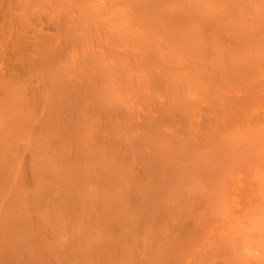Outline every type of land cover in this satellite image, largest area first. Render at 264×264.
I'll use <instances>...</instances> for the list:
<instances>
[{
	"label": "bare ground",
	"instance_id": "bare-ground-1",
	"mask_svg": "<svg viewBox=\"0 0 264 264\" xmlns=\"http://www.w3.org/2000/svg\"><path fill=\"white\" fill-rule=\"evenodd\" d=\"M15 3L0 264L264 261V0Z\"/></svg>",
	"mask_w": 264,
	"mask_h": 264
},
{
	"label": "rangeland",
	"instance_id": "rangeland-1",
	"mask_svg": "<svg viewBox=\"0 0 264 264\" xmlns=\"http://www.w3.org/2000/svg\"><path fill=\"white\" fill-rule=\"evenodd\" d=\"M5 1H6V0H3V2H5ZM1 2H2V0L0 1V7H1V6L3 7V11H2V9L0 8V15H1V12H2V15H5L4 11L6 12L7 8H9V10H7L8 13H9L10 11H11V13H14V12L17 11V8L15 7V5H17V3H15V0H13V1H10V0L8 1V0H7V2H5V3H3V2L1 3ZM8 2H9V4H8ZM12 2H13V3H12ZM11 3H12V6H11ZM3 4H5V6L8 5L9 7L7 6V8H4ZM6 4H7V5H6ZM13 4H15V5H13ZM11 7L13 8V10H12ZM4 9H6V10H4ZM18 10H19V9H18ZM7 12H6V13H7ZM11 13H10L9 15L6 14L5 17H6V18H8L9 16H10V17H13V16H11ZM14 14H16V13H14ZM2 15H1V16H2ZM7 15H8V16H7ZM5 17L2 16V17H0V19L2 20V19L4 18V19H5L4 21H6L7 19H6ZM15 18H17V17H13V18H11V19L8 18V20H10V21L12 20V21H13V19H14V20L16 21L18 18H17V19H15ZM1 20H0V24L2 23V24H1V29H2V28L4 29L3 26L6 25V24H5L6 22L4 23V21L2 22ZM8 20H7V22H8ZM15 21H14V22H15ZM17 22H18V21H17ZM15 23H16V22H15ZM4 24H5V25H4ZM2 25H3V26H2ZM5 27H6V26H5ZM3 29H2V30H3ZM5 29H6V28H5ZM2 32H3V33H2ZM4 32H6V31H1V30H0V35H1V36L4 35ZM1 33H2V34H1ZM249 242H250V241L247 242L248 244H246V242H245V244H244V242L241 243V244H244V245L246 246V247L244 246V247H245V250H244V251L247 250V247H248V245H249L250 247H252V248L254 249V250H253L254 252H252V250H251L252 248L250 249V247H248V250H247V251L250 250L252 253H255L254 256H256L257 254H259V251H258L257 249H260L259 246H264V242H261V241H260V242H257V241H256L255 244H254L253 241H252V243H249ZM219 244H220V245H219ZM219 244H218V246H221V245L224 246L223 243H219ZM241 244H240V245H241ZM227 245H228V243H227ZM227 245H225V246H227ZM230 245H232V248H233L234 245H233V244H230ZM251 245H252V246H251ZM258 245H259V246H258ZM223 246H222V248L225 247V246H224V247H223ZM228 246H229V245H228ZM228 246L226 247V249H228ZM253 246H254L255 248H254ZM244 247H243V248H244ZM257 247H259V248H257ZM232 248H231V251H230V252H233ZM220 249H221V248H217V249H215L216 251L214 250V251H212V253H209V252H208L207 254H204V255L199 256V257L202 258V256L204 257V256L206 255V256H205L204 258H202V259L199 258L200 261L198 260V258H197V260H196V258L191 259V260H192V262H193V260H194L196 263L198 262L199 264H207L208 262H209L208 264H214L216 261H217V262H216L215 264H222L223 262H220V261H221V260H222V261L224 260V263L227 264L228 262H226V261H227L226 259H228V260H230L229 262H231L230 264H247V263H249V260L251 259V256H250V258H248V255H246V254L251 255V253H249V252H247V253L244 252V255H241V254H238L237 252H235V250H234L233 253H230V252H225V251L222 252V251H220ZM224 249H225V248H224ZM233 249H234V248H233ZM222 250H223V249H222ZM228 250H230V248H229ZM255 250H256V251H255ZM226 251H227V250H226ZM215 252H216L217 254H216ZM229 253H230V254H229ZM208 254H209V255H208ZM213 254H215V255H213ZM227 254H229V255H227ZM231 254H232V255H231ZM234 254H235V255H234ZM226 255H227V256H226ZM215 256H216V257H215ZM228 256H229V257H228ZM232 256H233V257H232ZM256 257H257V256H256ZM218 258L221 259V260L218 261V260H217ZM222 258H223V259H222ZM224 258H225V259H224ZM252 258H253V255H252ZM257 258H258V257H257ZM257 258H256V261H253L254 258L251 259V262H252V263L254 262L253 264H256V262H258L259 264H264V263H261L262 260L260 261L259 258H258V259H257ZM203 259H204V260H203ZM206 259H207V260H206ZM188 260H190V258H182V259H180L181 262H186V261H188ZM201 260H202V261H201ZM214 260H215V261H214ZM254 260H255V259H254ZM203 261H205V262H203ZM262 262H264V261H262ZM198 263H197V264H198ZM228 264H229V263H228Z\"/></svg>",
	"mask_w": 264,
	"mask_h": 264
}]
</instances>
